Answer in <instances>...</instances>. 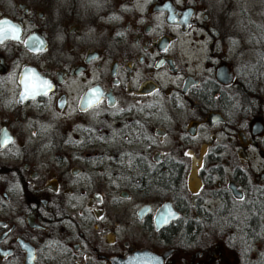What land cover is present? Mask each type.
Segmentation results:
<instances>
[{"label":"flooded vegetation","instance_id":"1","mask_svg":"<svg viewBox=\"0 0 264 264\" xmlns=\"http://www.w3.org/2000/svg\"><path fill=\"white\" fill-rule=\"evenodd\" d=\"M0 29V264H264V0H0Z\"/></svg>","mask_w":264,"mask_h":264},{"label":"water","instance_id":"2","mask_svg":"<svg viewBox=\"0 0 264 264\" xmlns=\"http://www.w3.org/2000/svg\"><path fill=\"white\" fill-rule=\"evenodd\" d=\"M120 264H165L164 258L148 249L137 250L127 258L119 260Z\"/></svg>","mask_w":264,"mask_h":264},{"label":"snow or ice","instance_id":"3","mask_svg":"<svg viewBox=\"0 0 264 264\" xmlns=\"http://www.w3.org/2000/svg\"><path fill=\"white\" fill-rule=\"evenodd\" d=\"M14 32L15 31H17L16 29H12ZM3 31H6V29H0V33H2ZM18 38V37H17ZM26 80H27V77L25 78ZM39 87H41V88H47L48 87V84H47V82H43L42 84H40L39 85ZM95 91V90H94ZM25 92L26 93H28V87H27V85H26V88H25ZM36 94H38V93H36L35 91H33L32 93H31V95H36ZM46 94V93H45ZM97 99H99V97L97 96ZM91 103V102H90Z\"/></svg>","mask_w":264,"mask_h":264}]
</instances>
